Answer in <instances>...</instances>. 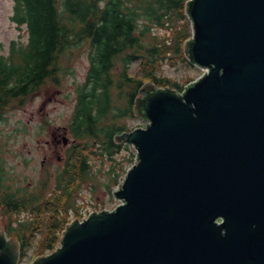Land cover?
<instances>
[{"label": "water", "instance_id": "obj_1", "mask_svg": "<svg viewBox=\"0 0 264 264\" xmlns=\"http://www.w3.org/2000/svg\"><path fill=\"white\" fill-rule=\"evenodd\" d=\"M186 11L185 53L207 73L182 94L142 87L149 123L119 136L138 151L124 203L74 221L32 264H264V0ZM17 254L0 232V264Z\"/></svg>", "mask_w": 264, "mask_h": 264}, {"label": "trees", "instance_id": "obj_2", "mask_svg": "<svg viewBox=\"0 0 264 264\" xmlns=\"http://www.w3.org/2000/svg\"><path fill=\"white\" fill-rule=\"evenodd\" d=\"M13 2L12 20L24 24L28 36L25 43L12 41L7 56L0 54V118L8 109L22 107L41 87L55 88L67 73L63 66L68 61L82 54L89 61L85 88L80 89L69 124L78 142L68 149L66 165L56 175L57 185L51 187L45 174L35 191L14 190L0 167V209L7 217V232L19 239L21 251L41 232L37 251H42L54 247L69 209L76 208L75 190L63 188L62 181L75 182V187L91 179L89 156L101 149L114 151L115 135L124 129L120 118L133 115L139 85H127L132 80L120 65L136 60L144 78L181 89L159 73L164 64L186 62L182 45L191 29L184 15L186 0ZM49 188L55 200L44 199ZM19 210H28L30 218L17 220L14 226Z\"/></svg>", "mask_w": 264, "mask_h": 264}, {"label": "rangeland", "instance_id": "obj_3", "mask_svg": "<svg viewBox=\"0 0 264 264\" xmlns=\"http://www.w3.org/2000/svg\"><path fill=\"white\" fill-rule=\"evenodd\" d=\"M12 0H0V52L6 54L11 40L25 42L27 33L23 27H18L12 20ZM87 59L84 55L78 56L70 64V74L64 76L61 88L44 89L32 97L24 107L8 110L5 119L0 121V164L7 172L5 179H12L26 185L38 179L40 164L44 158L46 162H54L63 143L66 133L65 126L70 121L74 106L75 85L80 83L87 70ZM163 74L184 82L188 78L198 77L202 70L184 63L164 65ZM42 119L50 121L51 126L41 132ZM131 127H142L144 122L140 119L126 120ZM55 132L57 140L54 142L51 135ZM69 137V134H66ZM130 148V147H129ZM131 157V150L121 148L114 155H97L91 162L95 177L83 184L79 190L76 201L81 205L82 214L94 210L112 208L116 201L112 192L117 182L106 185L108 173L115 162H119L117 172L122 174L127 169V161ZM27 160L25 163L24 161ZM118 181V180H117ZM98 185L92 193L90 185ZM93 204V205H92ZM29 254L22 258L18 264H28Z\"/></svg>", "mask_w": 264, "mask_h": 264}, {"label": "flooded vegetation", "instance_id": "obj_4", "mask_svg": "<svg viewBox=\"0 0 264 264\" xmlns=\"http://www.w3.org/2000/svg\"><path fill=\"white\" fill-rule=\"evenodd\" d=\"M54 139L57 140L56 136H54Z\"/></svg>", "mask_w": 264, "mask_h": 264}]
</instances>
